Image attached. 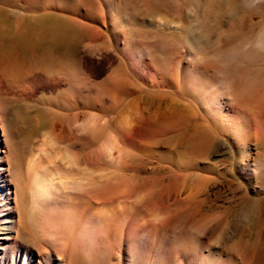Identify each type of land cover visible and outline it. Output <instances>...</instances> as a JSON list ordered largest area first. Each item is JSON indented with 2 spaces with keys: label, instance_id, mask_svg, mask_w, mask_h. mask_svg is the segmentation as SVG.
<instances>
[{
  "label": "rangeland",
  "instance_id": "rangeland-1",
  "mask_svg": "<svg viewBox=\"0 0 264 264\" xmlns=\"http://www.w3.org/2000/svg\"><path fill=\"white\" fill-rule=\"evenodd\" d=\"M44 1L0 0V18L47 10L95 32L71 46L73 95L36 72L9 143L0 125V264H264V0H116L117 19ZM32 161L49 234L30 219Z\"/></svg>",
  "mask_w": 264,
  "mask_h": 264
},
{
  "label": "bare ground",
  "instance_id": "bare-ground-1",
  "mask_svg": "<svg viewBox=\"0 0 264 264\" xmlns=\"http://www.w3.org/2000/svg\"><path fill=\"white\" fill-rule=\"evenodd\" d=\"M18 1L21 4L26 5V6H29L32 2H39L42 4L44 3V5H46V2L44 0H18ZM101 1L105 3L106 6L109 7L110 12L116 15V19H117L118 13L121 11L122 6L116 4L117 3L116 0H101ZM72 5L70 4L71 7ZM150 8H151V13L152 12L154 13L153 7L151 6ZM10 11L9 12L4 11L5 12L4 17L0 18V79L2 83L4 84L6 83L9 89L7 91L9 93L8 94L9 98L0 99V119H1L0 125L3 131L6 143H9L8 141L9 136L7 135V132L6 130H4L3 127H4V123L11 117L10 107H12L13 104L15 105L17 102L25 106V108L30 109L31 107V105H29L30 102L27 100H23L24 98L23 99L19 98V101H17L18 97H20L16 95L18 94L17 93L18 88L21 85L25 84L26 81H28L27 79L30 76H32L36 72L37 73L39 72L43 76L50 75V76H53L54 78H57V77L64 78L67 81L66 84L68 86V91L73 95L75 93V90L77 89V88L75 89V85L77 81L76 77L78 75L79 70L77 68L75 60L72 57H70V56H73V53H75L73 51L71 53V50L73 47L72 45L76 41L78 40L80 41L84 37L91 36L95 32L94 29L76 20H71L69 18H66L65 15L63 16L60 12L58 13L56 11L55 12L57 14H51L50 13L51 11H48V14H46L47 13V10H46V12L42 15L30 14L29 11L28 12L21 11L17 16V19L14 21L12 19L13 12L11 13ZM110 12H107V13H110ZM120 13H123V11ZM66 22L67 24L69 23L71 25L77 26L80 29V31L78 30V33L76 34L71 33L68 27L65 25ZM71 25L69 26L71 27ZM39 75L40 74H38V76ZM58 82H60V80ZM3 90L5 91V89ZM31 108H34V107H31ZM70 124L72 127V125L75 124V121H70ZM125 135L126 133H121V132L117 133L118 139L120 138L121 140L122 138L125 137ZM7 155H8V152H7ZM1 160H0V176L3 170L2 165H1ZM9 165H10L8 169L10 172L9 174L14 175L12 163L10 162ZM38 166L39 165H37L36 161H32L27 167L28 173L30 174V185L32 189L31 191L32 193L34 192L33 195L31 193V196H32V199H34L35 205H36V206H33V208H31L30 219L31 220L32 219L37 220L38 218L41 219V221L38 222L39 225L37 226L38 228L41 229V231H43L42 234H44V231H47V227H48L47 225L52 223L49 219L52 218L54 213L51 212L52 210L49 211V213L47 211V216L42 215L40 217H39V213L38 214L36 213L37 212L36 210H38L41 214H43L44 211L42 212L41 211L42 208H40L38 205L47 203L49 199H46V198L48 197L50 198V196H52V194L48 190L49 188H51V186L49 185L48 187V184L46 185V182L44 181V179L38 175L39 170L38 172L36 170ZM16 191H17V200H19L18 201L19 204H16V205H18V207H21L22 192L19 187H16ZM52 226L54 227L56 226V224ZM90 230H92V228L88 227L86 228L85 232L90 231ZM18 232L19 230L17 229V233ZM49 233L51 232L49 231L48 234Z\"/></svg>",
  "mask_w": 264,
  "mask_h": 264
}]
</instances>
